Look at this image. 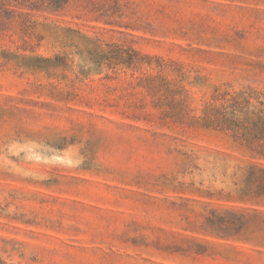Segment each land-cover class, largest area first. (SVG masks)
Wrapping results in <instances>:
<instances>
[{
	"label": "rangeland",
	"instance_id": "374dc122",
	"mask_svg": "<svg viewBox=\"0 0 264 264\" xmlns=\"http://www.w3.org/2000/svg\"><path fill=\"white\" fill-rule=\"evenodd\" d=\"M249 89L264 0H0V264H264Z\"/></svg>",
	"mask_w": 264,
	"mask_h": 264
},
{
	"label": "trees",
	"instance_id": "16d2710c",
	"mask_svg": "<svg viewBox=\"0 0 264 264\" xmlns=\"http://www.w3.org/2000/svg\"><path fill=\"white\" fill-rule=\"evenodd\" d=\"M213 98L214 102L204 106L198 125L230 132L251 158L264 160V90L224 92ZM247 180L264 188V166L250 164ZM245 218L244 213L229 211L227 222L232 224Z\"/></svg>",
	"mask_w": 264,
	"mask_h": 264
}]
</instances>
